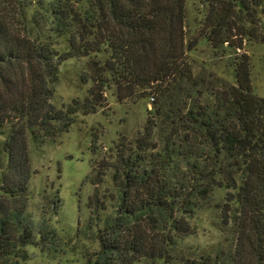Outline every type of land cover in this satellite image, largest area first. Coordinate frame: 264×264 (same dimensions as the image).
I'll return each instance as SVG.
<instances>
[{
    "label": "trees",
    "instance_id": "trees-1",
    "mask_svg": "<svg viewBox=\"0 0 264 264\" xmlns=\"http://www.w3.org/2000/svg\"><path fill=\"white\" fill-rule=\"evenodd\" d=\"M187 1L0 0V264H24L27 245L55 236L49 220L25 212L29 140L53 141L78 111L102 106L109 88L119 101L149 97L151 108L135 137L121 135L90 160L95 189L110 176L113 212L100 214L106 195L95 190L88 206L99 248L83 264H264V97L254 92L249 55L230 61L232 81L195 72L188 57L200 38L242 48L241 21L257 20L260 0H195L207 9L191 37ZM61 36L64 52L55 48ZM69 57L89 58L81 79L91 86L57 106L59 65ZM206 208L218 212L223 245L184 253L180 242Z\"/></svg>",
    "mask_w": 264,
    "mask_h": 264
},
{
    "label": "rangeland",
    "instance_id": "rangeland-1",
    "mask_svg": "<svg viewBox=\"0 0 264 264\" xmlns=\"http://www.w3.org/2000/svg\"><path fill=\"white\" fill-rule=\"evenodd\" d=\"M206 9V5H200L195 0L187 1L188 36L198 34ZM256 10L258 18L255 22L241 21L244 25L242 48L235 52L214 49L208 41L200 38L188 52V57L195 72L215 73L232 81L230 61L238 53H247L254 92L264 97V0H260ZM55 48L59 52L69 49L66 36L56 39ZM88 61V57H69L60 63L54 96L57 106L85 96L91 81L83 82L81 77L87 74ZM150 108L149 97L119 101L113 88H109L105 91L102 106L93 113L78 111L68 131L62 132L53 141L40 145L29 140L31 176L25 212L38 223L49 220V225L55 229V236L47 244L27 245L25 249L29 258L24 264H83L91 253L98 250L95 234L98 220L88 206L89 197L95 190L100 195H106L107 209L100 212L105 216L113 212L108 196L114 189L109 175L97 189L88 181L90 160L102 157L121 135L135 137L142 130ZM93 138L97 147L95 154L91 152ZM223 192L218 190L217 198H221ZM55 197L59 198L56 214L51 210V200ZM217 219L215 209L199 210L191 221L195 233L180 242L179 249L190 255L217 250L225 238L218 228ZM139 263L180 262L143 260Z\"/></svg>",
    "mask_w": 264,
    "mask_h": 264
}]
</instances>
